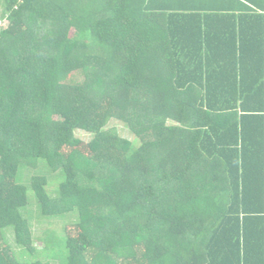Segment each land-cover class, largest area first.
I'll use <instances>...</instances> for the list:
<instances>
[{"label":"trees","instance_id":"trees-1","mask_svg":"<svg viewBox=\"0 0 264 264\" xmlns=\"http://www.w3.org/2000/svg\"><path fill=\"white\" fill-rule=\"evenodd\" d=\"M29 191L58 264H264V0H0V264Z\"/></svg>","mask_w":264,"mask_h":264},{"label":"rangeland","instance_id":"rangeland-1","mask_svg":"<svg viewBox=\"0 0 264 264\" xmlns=\"http://www.w3.org/2000/svg\"><path fill=\"white\" fill-rule=\"evenodd\" d=\"M108 128H116L120 136L129 139L131 141L134 140V136L131 133V131L128 128L124 127V125L118 120H112ZM77 136L85 141H89L91 139V136L83 131H77ZM135 143L137 144L138 142ZM25 174L26 173H24L23 176ZM29 199L31 204L29 205L27 210H30L33 234L36 237V239L38 238V240L35 241V247L40 249V251H44L42 258L40 257L41 259H45V260L49 259L52 261L53 264L54 263L58 264L60 259L59 247L57 246L46 247L44 241L41 239L44 236V233L48 230V228L51 230H57V232L58 231L61 232L65 224V221H63L62 219H55V221L49 219H41L39 217V209L37 202L36 200H34L35 197L31 191H29ZM27 210H25L24 212H26ZM8 237H9V243L11 244L13 250H15L17 254L20 255L22 248L21 246H18L15 243L14 234L10 232ZM44 249H46V251Z\"/></svg>","mask_w":264,"mask_h":264}]
</instances>
